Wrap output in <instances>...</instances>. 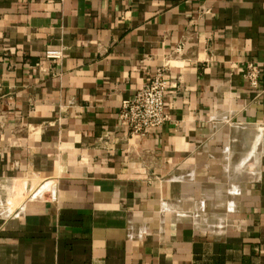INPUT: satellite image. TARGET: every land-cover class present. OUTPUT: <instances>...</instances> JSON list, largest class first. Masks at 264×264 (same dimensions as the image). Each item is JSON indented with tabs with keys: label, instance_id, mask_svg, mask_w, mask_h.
Here are the masks:
<instances>
[{
	"label": "crops",
	"instance_id": "obj_1",
	"mask_svg": "<svg viewBox=\"0 0 264 264\" xmlns=\"http://www.w3.org/2000/svg\"><path fill=\"white\" fill-rule=\"evenodd\" d=\"M0 264H264V0H0Z\"/></svg>",
	"mask_w": 264,
	"mask_h": 264
},
{
	"label": "built area",
	"instance_id": "obj_2",
	"mask_svg": "<svg viewBox=\"0 0 264 264\" xmlns=\"http://www.w3.org/2000/svg\"><path fill=\"white\" fill-rule=\"evenodd\" d=\"M49 60H60L62 49H49L45 54ZM260 68L249 63L244 78L251 87L259 86ZM169 86L166 69L160 68L156 74L136 91L132 98L122 102L120 123L131 136L143 137L161 128L169 119L165 112L166 95Z\"/></svg>",
	"mask_w": 264,
	"mask_h": 264
}]
</instances>
